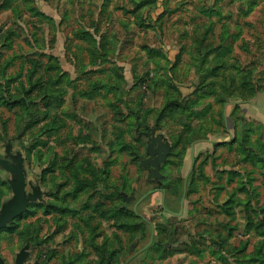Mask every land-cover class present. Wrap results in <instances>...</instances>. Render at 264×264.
<instances>
[{"label":"rangeland","instance_id":"374dc122","mask_svg":"<svg viewBox=\"0 0 264 264\" xmlns=\"http://www.w3.org/2000/svg\"><path fill=\"white\" fill-rule=\"evenodd\" d=\"M149 128L171 144L159 187L182 193L196 159L181 215L141 208L161 244L133 264H264V0H0V155L41 190L0 258L123 264L146 244ZM13 181L0 167V210Z\"/></svg>","mask_w":264,"mask_h":264},{"label":"water","instance_id":"95a60500","mask_svg":"<svg viewBox=\"0 0 264 264\" xmlns=\"http://www.w3.org/2000/svg\"><path fill=\"white\" fill-rule=\"evenodd\" d=\"M148 137V144L146 147V158L140 157V167L146 169L149 166L154 170L153 173L148 176L160 178V166L166 161L169 154L171 153V144L162 135H154V129H148L146 131ZM193 147V144H192ZM0 167L14 176V183L11 182L14 189V197L8 201L0 210V230L5 228L8 224L20 217L29 208L31 202L41 199V190L39 185H30L32 192H27V172L24 165V158L21 155L12 153L11 147H6V157L0 155ZM187 180V179H186ZM186 189V182L185 187ZM164 195V190H162ZM124 198L128 202L126 193H123ZM131 197V196H130ZM185 199V192L181 202L182 213L183 204ZM162 204L165 207V197L162 198ZM137 205H135V212L137 213ZM151 225V235L149 243L143 248L145 250L148 246L153 243L155 236V225L148 218L142 217ZM132 250V247H131ZM28 257L27 248H22L16 256L15 264H26L25 260ZM0 264H6L0 258ZM33 264H40V262H34Z\"/></svg>","mask_w":264,"mask_h":264},{"label":"crops","instance_id":"0c3cea01","mask_svg":"<svg viewBox=\"0 0 264 264\" xmlns=\"http://www.w3.org/2000/svg\"><path fill=\"white\" fill-rule=\"evenodd\" d=\"M168 159V158H167ZM192 159H193V166L191 167V169L189 170V172H188V174L184 177V182H183V189H182V193H181V199H180V209H179V211L178 212H173V213H170V214H174V215H181V214H179V212L181 211V202H182V198H183V195H184V192H185V199H184V203H185V201H186V196H187V190H188V184H189V180H190V177H191V175H192V173H193V167H194V163H195V157L192 155ZM165 162H163L162 164H161V166L164 164ZM140 165V164H139ZM161 166H160V168H161ZM141 169H142V167H140ZM144 170V169H143ZM162 176V175H161ZM160 176V177H161ZM159 179V178H158ZM187 179V180H186ZM185 182H186V189L184 188L185 187ZM149 187H151V188H149L148 190H147V192L146 193H144L142 196L141 195H138V199H136L137 200V202L133 205V209L135 208V205H137L136 207H137V209L138 208H140V210H141V208L143 207V205L146 203V202H148V201H151V200H153V199H155L158 195H160L161 196V209L164 207L163 206V204H162V198H163V196L165 197V200H166V197H167V191L168 192H172V190H169V189H167V188H161V187H159V185H160V182L157 180L156 181V183L155 184H153V185H150V184H147ZM162 190H164V195H163V192H162ZM155 193V194H154ZM150 194H154L155 196V198H152V199H150V200H145ZM164 209H165V207H164ZM163 210V209H162ZM183 210H184V204H183ZM183 210H182V212H183ZM135 211V210H134ZM164 211V210H163ZM165 212H166V210H165ZM143 213V212H142ZM145 217V216H144ZM147 218V217H146ZM143 219V218H142ZM149 219V218H148ZM144 220V219H143ZM150 220V219H149ZM151 221V220H150ZM147 222V221H146ZM151 222H153V221H151ZM148 223V222H147ZM149 224V223H148ZM154 224V223H153ZM155 225V224H154ZM158 241V242H157ZM155 243H157V244H161L160 242H159V238H158V233L156 234V242ZM151 246H152V244H151ZM150 247V246H149ZM148 247V248H149Z\"/></svg>","mask_w":264,"mask_h":264},{"label":"trees","instance_id":"16d2710c","mask_svg":"<svg viewBox=\"0 0 264 264\" xmlns=\"http://www.w3.org/2000/svg\"><path fill=\"white\" fill-rule=\"evenodd\" d=\"M173 102H175V101H168L166 104H170V103H173ZM255 102H256V100L255 101H253V102H250V104L251 105H253V106H256L257 108L258 107H260V105L259 104H255ZM175 103H178V102H175ZM193 174H194V171H193V173H192V175H191V177H190V180H189V183L191 182V180H192V177H193ZM142 184V183H141ZM148 183H146L145 182V185H147ZM142 186V185H141ZM144 187L145 186H142L141 188H142V190L144 189ZM188 191H189V188H188V190H187V194H188ZM147 192V190L146 191H141V196L144 194V193H146ZM155 194V193H154ZM154 194H150L145 200H150V199H152V198H155L154 196ZM180 199H181V193H180V190H173L172 192H168L167 191V197H166V200H165V209H164V207L162 208L164 211L166 210V212L167 213H173V212H178L179 211V209H180ZM127 207H128V204L126 205ZM126 207V208H127ZM52 212V211H51ZM133 212H135L134 211V209H133ZM136 213V212H135ZM24 214H26V212L24 213ZM136 214H138L140 217L141 216H145L144 215V213H142L141 212V210H140V208H138L137 209V213ZM21 216H23V215H21ZM20 216V217H21ZM19 217V218H20ZM141 222L144 224V230H148L149 232H148V234H151V225L150 224H148L145 220H143L142 218H141ZM155 234H157L158 233V228L156 227V225H155ZM150 236V235H149Z\"/></svg>","mask_w":264,"mask_h":264},{"label":"flooded vegetation","instance_id":"af4514ba","mask_svg":"<svg viewBox=\"0 0 264 264\" xmlns=\"http://www.w3.org/2000/svg\"><path fill=\"white\" fill-rule=\"evenodd\" d=\"M147 157V156H146ZM144 157V158H146ZM153 169L149 166L148 168L144 169L143 170V174L146 176V183L150 184V185H153L156 183L157 181V178L155 177H152V176H148L149 174L153 173ZM143 186V185H142ZM141 186V187H142ZM142 189V188H141ZM123 194V193H122ZM136 192L135 190L133 192H131L130 195H128V202L127 204H129L130 202H132L134 200V198H136ZM139 194H141V192H139ZM138 194V195H139ZM131 196V197H130ZM124 197V195H123ZM137 202V200L135 201V203ZM134 203V204H135ZM143 216H141L142 218ZM151 235V234H150ZM149 241H150V237H149ZM149 241L146 243V244H142L139 240L137 241H134L133 245L131 246L132 247V251L128 252L129 255L127 257V259L125 260V262L123 264H133V262H135V260H137L140 256H142V254H144V252L147 250V248L145 250H143V248L149 243ZM156 242V234L154 236V240H153V243ZM158 242V241H157ZM152 243V244H153ZM26 263V262H25ZM27 264V263H26ZM40 264H42L40 262Z\"/></svg>","mask_w":264,"mask_h":264}]
</instances>
